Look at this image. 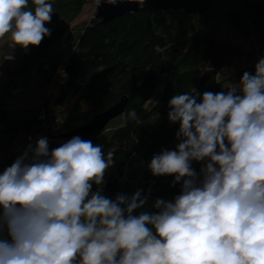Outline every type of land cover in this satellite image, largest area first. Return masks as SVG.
Wrapping results in <instances>:
<instances>
[{
  "label": "clouds",
  "instance_id": "1",
  "mask_svg": "<svg viewBox=\"0 0 264 264\" xmlns=\"http://www.w3.org/2000/svg\"><path fill=\"white\" fill-rule=\"evenodd\" d=\"M53 13L50 0H0V39L12 52L38 47ZM168 106L177 143L148 168L180 194L137 214L151 189L93 191L114 151L80 136L49 150L40 137L0 172V264H264V56L227 91L194 89ZM127 118L141 124L135 109Z\"/></svg>",
  "mask_w": 264,
  "mask_h": 264
},
{
  "label": "trees",
  "instance_id": "2",
  "mask_svg": "<svg viewBox=\"0 0 264 264\" xmlns=\"http://www.w3.org/2000/svg\"><path fill=\"white\" fill-rule=\"evenodd\" d=\"M102 1L50 0L54 13L45 26L51 35L38 47H17L12 52L14 66L6 67L7 82L0 85V150L5 165L10 166L37 137L43 126L42 107L37 104V108L19 111L10 107L20 88L19 80L33 73L47 52L73 39V49L61 65L58 87L51 98L55 112L65 117L62 123L48 118L49 150L72 138L67 134L125 100L124 112L105 129L81 137L102 145L105 154L114 151L115 163L105 175V184L93 185V191L96 187L103 190L116 179L119 193L131 195L141 189L143 195L151 189L143 210L156 211L152 205L157 198L172 200L181 190V184L172 186L173 176L155 177L148 168L154 154L164 148L174 150L177 143L179 124L168 120L169 100L194 89L201 95L227 91L239 84L245 71L255 74V64L264 56V0H170L168 9L156 5L157 0L148 7L145 0H138L137 13L104 24L95 12L71 34L72 24L85 7H97ZM29 7H33L31 3ZM224 29L251 39L255 47L243 52L222 34ZM9 42L5 45L8 48ZM241 55L247 61L237 65ZM40 85L42 90L43 83ZM60 108H66L65 112L58 111ZM132 109L141 124L127 118ZM202 163H192L198 173ZM106 196L115 199L116 194Z\"/></svg>",
  "mask_w": 264,
  "mask_h": 264
},
{
  "label": "rangeland",
  "instance_id": "3",
  "mask_svg": "<svg viewBox=\"0 0 264 264\" xmlns=\"http://www.w3.org/2000/svg\"><path fill=\"white\" fill-rule=\"evenodd\" d=\"M153 0H145V6L148 7L150 2ZM170 0H157L156 5H159L161 8L168 9L171 7ZM95 12H97L96 4L89 5L85 7V11L82 16L79 17L76 22L72 24V29L70 30L71 34L75 33L74 27L83 25L85 22H89L91 18H93ZM225 31V29L223 30ZM222 34H227L230 38L231 42L238 45L243 52L253 50L255 46L252 45V40L242 38L238 33H233L229 31H225ZM9 36H6L3 39H0V85H4L7 82L6 76V67H13V61H3L4 55L10 54L12 49L8 48L6 43L8 42ZM73 39L69 41H63L58 48L47 52L44 57L40 60V62L35 66L37 69V73L34 74L29 72L25 79H20V88L18 90L16 98L12 101L10 107L15 111L19 110H31L33 108H37L38 97L41 95V90H39V83H43L41 89L46 87H51L54 81L55 75L60 73L61 65L63 64L64 59L68 56V53L73 49ZM242 52V53H243ZM247 61L245 55H241L238 57L237 65H242ZM48 67L49 70H45V67ZM60 78V77H59ZM59 83V79L56 80L54 84V89H57ZM42 85V84H41ZM40 85V86H41ZM15 148L20 147V143L17 142L14 144ZM144 211L143 209H141Z\"/></svg>",
  "mask_w": 264,
  "mask_h": 264
},
{
  "label": "water",
  "instance_id": "4",
  "mask_svg": "<svg viewBox=\"0 0 264 264\" xmlns=\"http://www.w3.org/2000/svg\"><path fill=\"white\" fill-rule=\"evenodd\" d=\"M139 5L140 4L138 0H126L116 3H112L109 0H103L97 6L96 17L102 19L103 23L106 24L115 20L117 17L128 15V13H137L140 9ZM125 106L126 101L123 100L121 103L110 108L109 111L100 113L93 120H91L88 125L77 129V131L67 134V137L80 136L87 138L99 133L111 123V120L120 116L124 112ZM102 191L106 195H114L119 193L120 188H118V179L105 186Z\"/></svg>",
  "mask_w": 264,
  "mask_h": 264
},
{
  "label": "built area",
  "instance_id": "5",
  "mask_svg": "<svg viewBox=\"0 0 264 264\" xmlns=\"http://www.w3.org/2000/svg\"><path fill=\"white\" fill-rule=\"evenodd\" d=\"M45 67V70H49L48 67L44 66ZM33 73H36V69L34 68L33 70ZM54 81L56 82L57 79L60 80L59 78V75L58 73L55 75L54 77ZM53 82V83H55ZM52 83V86L51 87H46L44 89L41 90V95H39L37 101H38V106L39 107H42L41 108V116H40V119L42 121V124L43 126L39 129L38 133H37V137H35V139L32 141V145L34 146L36 144V141L40 138V137H47V133H48V127H49V124H48V118H53V120L56 122V123H62L63 120H64V117H65V114L62 115V114H59L57 112H55V108H54V101L51 100L52 96H53V93L55 91L54 89V84ZM49 109L51 111V113H49V115H47L46 113V110ZM66 108H60L58 111L60 112H65ZM3 130V127L0 126V134H1V131ZM2 138V137H1ZM6 139V138H5ZM1 140V139H0ZM7 141V140H5ZM23 152H21L22 154ZM20 154V155H21ZM5 158V155L3 154V152L0 150V172L3 171V169L5 167H8L7 165H5L6 163V160L4 159Z\"/></svg>",
  "mask_w": 264,
  "mask_h": 264
},
{
  "label": "crops",
  "instance_id": "6",
  "mask_svg": "<svg viewBox=\"0 0 264 264\" xmlns=\"http://www.w3.org/2000/svg\"><path fill=\"white\" fill-rule=\"evenodd\" d=\"M40 84V83H39Z\"/></svg>",
  "mask_w": 264,
  "mask_h": 264
}]
</instances>
